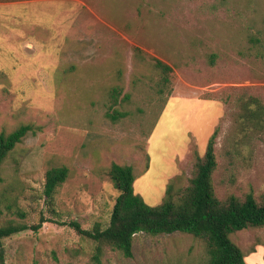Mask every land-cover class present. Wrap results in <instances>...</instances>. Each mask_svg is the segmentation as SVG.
I'll use <instances>...</instances> for the list:
<instances>
[{"label": "rangeland", "instance_id": "1", "mask_svg": "<svg viewBox=\"0 0 264 264\" xmlns=\"http://www.w3.org/2000/svg\"><path fill=\"white\" fill-rule=\"evenodd\" d=\"M259 41V42H258ZM264 0H0V133L40 127L7 158L0 225L34 224L4 240L7 264H93V244L68 227H106L117 195L107 170L129 165L133 189L159 205L167 183L193 176L215 129L216 197L264 193V132L230 155L235 108L247 96L264 106ZM211 58L213 60H211ZM154 60L172 68L163 93ZM212 61V62H211ZM113 89L118 96L112 99ZM124 113L111 121L106 113ZM64 166L50 213L47 170ZM246 264H264V228L231 235ZM259 250V253H257ZM103 264H207L188 234H136L132 256L106 250Z\"/></svg>", "mask_w": 264, "mask_h": 264}, {"label": "trees", "instance_id": "2", "mask_svg": "<svg viewBox=\"0 0 264 264\" xmlns=\"http://www.w3.org/2000/svg\"><path fill=\"white\" fill-rule=\"evenodd\" d=\"M261 49L264 56V45ZM153 66L160 76L156 85L157 92L162 94L169 82L168 75L172 68L160 60H154ZM117 96L118 92L113 89L114 102ZM224 101L235 108L233 130L229 137L231 150L228 153L245 159L247 155L244 154L243 147L257 134L264 132V106L252 96L241 99L238 97V101L235 100L234 103L228 97ZM124 116V113L117 110L106 113V117L113 122ZM39 131L40 127L21 124L9 133H0V183L7 158L26 136L35 135ZM216 136L217 129L208 139L203 155L197 151L194 153L196 162L189 183L182 185L181 176L171 179L159 205L149 206L135 194V177L131 166L112 163L107 175L117 195L108 225L103 227L100 223H94L89 228H82L75 221L61 225H68L77 235L93 244V264H103L101 258L106 250L130 258L132 241L136 234L158 236L176 232L188 234L204 243L207 264H246L245 257L254 253L255 249L244 252L231 240V235L246 229L264 228V193L261 194L259 202L251 191L243 198L229 195L220 201L216 197L212 184V175L217 168L214 151ZM67 176L68 169L64 166L51 168L45 173L42 195L50 213L56 214V190L65 182ZM16 215L18 219L7 220L0 225V264H7L5 239L29 230L37 233L45 221L41 215L36 223L27 224L24 213L17 211Z\"/></svg>", "mask_w": 264, "mask_h": 264}, {"label": "crops", "instance_id": "3", "mask_svg": "<svg viewBox=\"0 0 264 264\" xmlns=\"http://www.w3.org/2000/svg\"><path fill=\"white\" fill-rule=\"evenodd\" d=\"M257 253H259V250H257ZM245 262L247 263V257H245Z\"/></svg>", "mask_w": 264, "mask_h": 264}]
</instances>
